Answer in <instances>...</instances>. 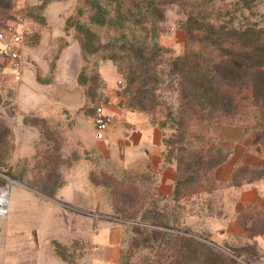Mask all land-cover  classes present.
<instances>
[{"label":"rangeland","instance_id":"1","mask_svg":"<svg viewBox=\"0 0 264 264\" xmlns=\"http://www.w3.org/2000/svg\"><path fill=\"white\" fill-rule=\"evenodd\" d=\"M209 25L222 27V48L204 45ZM10 26L24 35L25 68L16 79L0 55V264H105L108 245L120 264H173L177 234L264 264L261 252L225 249L254 241L218 234L237 194L208 174L241 154L240 139L264 146V98L243 90L237 114H190L173 68L185 48L218 60L264 43V0H0ZM98 104L119 115L102 139ZM139 136L158 138L160 169L153 155L126 154ZM164 168L177 173L171 195L159 190ZM245 169L236 180H264V168Z\"/></svg>","mask_w":264,"mask_h":264},{"label":"trees","instance_id":"2","mask_svg":"<svg viewBox=\"0 0 264 264\" xmlns=\"http://www.w3.org/2000/svg\"><path fill=\"white\" fill-rule=\"evenodd\" d=\"M156 13L159 14L158 11ZM185 29L189 35L194 36V29L189 24L185 25ZM221 29L222 27L214 25L204 28L202 31V38L206 41L204 45L211 47L216 44L219 48H222L223 43L218 42L220 38L218 31ZM243 46L246 47L242 48ZM236 48L233 53L226 57L218 55V60L213 59L210 51L204 49L188 50V48H185L182 53L175 57L173 68L180 79L179 93L184 99H187L186 108L190 114L194 113L201 117L214 116L215 114L227 117L237 114L240 110L243 90L246 91L244 93L246 96L251 93L253 100L259 98L260 94L264 98V43L258 36H255L254 39H247L246 43ZM225 160L226 158L223 159V161ZM221 163L222 160H219V162L212 160L209 168L212 170ZM242 167L246 168L244 171L251 169L247 166ZM242 167L235 171V180L238 170ZM257 208L255 205L242 209L238 221L243 235L234 236L237 240V238H244L246 235L247 238L254 241V246L249 244L247 247L233 243L223 244L225 249L231 251L237 257L250 252L253 256H260L261 251L259 246L256 245L254 235L257 232L264 231V209L261 208L260 212L255 213L253 209ZM250 210L253 212H249ZM147 228L142 225L137 226L138 231ZM176 237L179 238L178 240L181 243L179 250L177 249L174 253L173 260H175V263L173 262V264H227V261L234 264L238 263L226 252L221 251V249L218 250L215 246L205 242L195 240L193 236L177 234ZM225 237H230V235ZM262 256L264 257V253H262Z\"/></svg>","mask_w":264,"mask_h":264},{"label":"crops","instance_id":"3","mask_svg":"<svg viewBox=\"0 0 264 264\" xmlns=\"http://www.w3.org/2000/svg\"><path fill=\"white\" fill-rule=\"evenodd\" d=\"M45 111L51 109L47 106L44 107ZM154 138L151 145L144 144V137H138L139 141H133V144H126V154L131 150L133 154L134 150H141L147 157H153V163L157 168L160 169V163L162 162V157L160 156V147L161 144ZM248 140V139H247ZM246 139H240L236 142L239 146L241 154H233L230 157H227L225 161H222L220 165L212 169L208 174L212 180L221 181L225 184L226 190H234L236 192V198L232 202L227 211L224 219H227V225L222 230H219L218 234L221 236H236L243 235V232L239 224V214L242 212L244 207L257 206V209H253L255 213L260 212L261 208L264 209V180L258 179L259 176H251L247 178H242L235 180V171L242 166H247L251 169H260L264 168V146L260 145L259 147H253ZM120 145V141L118 142ZM141 145L142 149L140 148ZM131 146V147H130ZM256 148V150H255ZM120 149V147H119ZM121 153V151H120ZM256 156V159H255ZM222 168L224 171L222 173L219 169ZM226 172V173H225ZM161 173V183L159 184V190L163 194L171 195L175 190V182L177 179V173L175 170L170 168H164L160 171ZM237 177V176H236ZM250 210L249 212H253ZM254 240L257 242L256 245L259 246V249L264 253V231L257 232L254 235ZM103 255L105 264H120V249L118 245H108L103 247Z\"/></svg>","mask_w":264,"mask_h":264},{"label":"built area","instance_id":"4","mask_svg":"<svg viewBox=\"0 0 264 264\" xmlns=\"http://www.w3.org/2000/svg\"><path fill=\"white\" fill-rule=\"evenodd\" d=\"M24 45V35L21 31L12 26L0 27V55L16 79L22 77L25 68ZM94 109V137L102 139L117 121L119 115L107 112L103 104H98Z\"/></svg>","mask_w":264,"mask_h":264},{"label":"water","instance_id":"5","mask_svg":"<svg viewBox=\"0 0 264 264\" xmlns=\"http://www.w3.org/2000/svg\"><path fill=\"white\" fill-rule=\"evenodd\" d=\"M122 148H123V146H122V144H120V149L122 150Z\"/></svg>","mask_w":264,"mask_h":264}]
</instances>
